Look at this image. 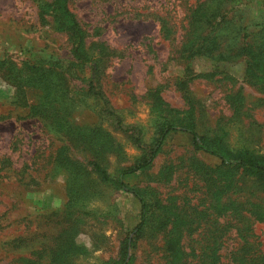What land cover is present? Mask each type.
I'll use <instances>...</instances> for the list:
<instances>
[{"label": "rangeland", "instance_id": "rangeland-1", "mask_svg": "<svg viewBox=\"0 0 264 264\" xmlns=\"http://www.w3.org/2000/svg\"><path fill=\"white\" fill-rule=\"evenodd\" d=\"M204 1L68 0L94 73L53 0H0V264H264V173L181 130L264 161V64L251 75L246 47L264 46L247 37L264 0H230L212 35L192 13Z\"/></svg>", "mask_w": 264, "mask_h": 264}, {"label": "trees", "instance_id": "trees-1", "mask_svg": "<svg viewBox=\"0 0 264 264\" xmlns=\"http://www.w3.org/2000/svg\"><path fill=\"white\" fill-rule=\"evenodd\" d=\"M67 1L68 0H53L52 4L50 5L52 15L56 19V22L58 23L59 27L69 32V34H71L74 40L76 41L73 47V50H72L73 57L76 60L83 62V63H92L93 72L96 73L97 62L96 61L94 62L93 60H91L90 56L82 50L83 42L85 40V34L83 30L81 29L75 15L69 11L67 7ZM229 1L230 0H206L201 4L199 8H196L192 13L196 21L200 23L198 29L202 28V26H204L205 30H206V27L208 26L211 27V31L209 35H212L214 32L219 30L221 25L227 19L228 15L231 13V10L228 8ZM261 35H264V24L259 26L257 31H255V33L252 32V33L247 34V37L249 38V40H255L259 38ZM246 44H247L246 47H249V49L252 51L253 56H254L252 59L253 64L249 65L248 72L251 73V75L258 76L260 74L256 71V69H260L259 64H264V63L258 58L257 55H260V56L263 55L264 46L256 45L253 43L251 45V42L246 43ZM203 46L204 44L201 45L200 47H203ZM200 47H199V50L197 51H200L202 49ZM257 61H260V63H257ZM19 91L21 93V89H19ZM95 94L103 98L102 94H100L99 92H96ZM106 111L112 117L116 118L117 124L121 129H123L126 132L130 131V129L122 128L121 118L117 115V113L114 110H112L109 106H107V104H106ZM176 129L177 128L174 125L166 126L165 128H163L162 131L160 132V137L158 138L155 147L150 150V156L146 160L141 161L139 164H137L133 168H130L129 170L124 171L122 175H128L130 173H135L139 170L147 168L150 165L153 158L155 157V155L160 151L161 146L163 145L167 135L171 131L176 130ZM181 130L189 133L192 136L193 144L196 149L203 150L206 153H209L210 155L219 158L222 161V163L224 164L235 163L241 167H245V168L260 172V173H264V161H260V160L253 159V158H246L242 156H239V157L230 156L229 157L225 153L220 151L218 147L205 141L204 138L200 136L199 133L192 126H184L183 128H181ZM140 134L141 133H139V135ZM136 139L138 142L139 136ZM90 165L92 166L94 171L99 172L106 181L113 182L111 178L109 177L108 173L98 163L90 162ZM114 183L117 185V187H119L120 189H124L125 191L131 193L135 198H137L140 201L141 207H142L141 208L142 209L141 220L143 222L146 216L145 214L146 205H145L142 195L135 190H131L127 188V185L124 183L123 178L118 179ZM141 226L142 225L140 224L139 227Z\"/></svg>", "mask_w": 264, "mask_h": 264}]
</instances>
